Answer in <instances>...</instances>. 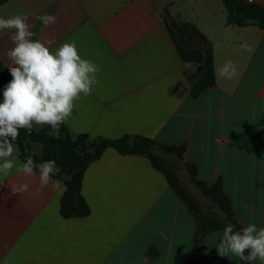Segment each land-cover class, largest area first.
I'll list each match as a JSON object with an SVG mask.
<instances>
[{
    "label": "crops",
    "instance_id": "obj_1",
    "mask_svg": "<svg viewBox=\"0 0 264 264\" xmlns=\"http://www.w3.org/2000/svg\"><path fill=\"white\" fill-rule=\"evenodd\" d=\"M252 1L264 7V0ZM17 14L28 17L31 39L51 41L52 51L75 41L80 56L100 69L93 93L81 95L64 122L72 140L131 136L185 145L183 158L174 156L190 185L169 160L185 187L200 198L186 169L190 163L198 180L221 181L240 225L264 228L262 28L228 23L222 0H0V17ZM44 15L56 23L44 26ZM174 22L197 29L193 47L202 61L183 59L168 29L175 31ZM12 31L0 32L9 81L11 61L4 53L14 47ZM207 43L214 85L193 96L194 80L205 73ZM228 61L236 75L218 77L216 69ZM14 149L11 159L19 166L25 160L16 143ZM38 176L15 167L8 177L0 175V264H185L190 258L195 220L164 169L144 154L105 148L86 167L67 213L64 182L39 197L12 194L21 183L35 189ZM221 238L215 231L202 240L206 264H243L217 254Z\"/></svg>",
    "mask_w": 264,
    "mask_h": 264
},
{
    "label": "clouds",
    "instance_id": "obj_2",
    "mask_svg": "<svg viewBox=\"0 0 264 264\" xmlns=\"http://www.w3.org/2000/svg\"><path fill=\"white\" fill-rule=\"evenodd\" d=\"M39 19L44 26L56 23V17L51 15ZM27 20L23 14L0 17V32L14 30L9 35L14 47L4 53L11 61L7 68L12 79L5 86L0 102V175L8 177L14 167L26 177L36 176L38 171L39 184L35 189L21 183L13 185L11 192L39 197L49 186L62 187L68 177L64 174L54 179L60 174L56 162L36 163L33 155L16 166L11 157L19 130L31 133L34 125H48L50 134L58 136L61 125L72 115L75 101L81 95L87 97L93 93L100 69L95 62L80 56L75 41L61 43L52 51L51 41L31 39L34 33L29 30ZM236 72L231 61L216 69L217 76L226 79H232ZM216 250L222 258L231 254L247 264L257 260L264 264V228L247 224L236 231L229 224L224 227Z\"/></svg>",
    "mask_w": 264,
    "mask_h": 264
},
{
    "label": "trees",
    "instance_id": "obj_3",
    "mask_svg": "<svg viewBox=\"0 0 264 264\" xmlns=\"http://www.w3.org/2000/svg\"><path fill=\"white\" fill-rule=\"evenodd\" d=\"M222 2L226 6L228 12V23L240 27L258 25L264 30V7L260 4L256 2H247L245 0H222ZM172 26L175 28V31H173L171 26H168V29L183 59L185 61H202L203 55L199 50L192 48L194 53L193 57H188V55L184 52L185 48L189 50V48L193 46V36L198 33L197 29L177 22H174ZM207 45L208 49L206 51L205 73L198 80H194L192 88L193 96L200 95L206 88L214 85L212 51L210 44L207 43ZM0 77L4 86H6L9 82L8 73L1 62ZM41 133L42 132L34 129L31 133H28L25 129L19 130V136L14 143L19 146L21 156L24 160H26L28 155H33V159L36 163H42L50 159V143L46 139L41 140V143L43 144L42 156L34 155L32 153V144L33 141L36 140L35 136ZM60 134L63 136V144L66 146L67 163L71 164L72 160L76 159H78L80 163V171L77 178V191L80 188L81 179L86 167L92 161L98 159L105 148L110 147L115 148L118 151L130 150L142 153L150 159L156 168L164 169L172 190L185 204L196 224L194 245L190 258L185 264H206L208 256L203 253L201 243L208 234L215 231H223L224 227L229 224L234 225L236 231L243 228V226L240 225L235 218L232 203L230 198L224 192L221 181L209 184L198 180L196 177L195 165L186 163V169L189 172L191 181L198 188V190L212 202V205L209 208L204 209L200 200L182 184L178 174L170 162L167 159L158 156L156 153V150H158L175 154L178 158L182 159L183 153L186 150L185 145H170L160 143L155 140L141 141L134 139L131 136H126L120 140H104L100 142H90L85 139L72 140L70 138L69 130L64 123L60 127ZM66 171L67 167H62L60 169V174L54 178L60 179ZM66 185L68 189L63 199L64 213L71 211L72 195L75 193V191H73L68 184ZM242 263L247 264V262L244 261H242ZM254 264L256 263L254 262Z\"/></svg>",
    "mask_w": 264,
    "mask_h": 264
},
{
    "label": "rangeland",
    "instance_id": "obj_4",
    "mask_svg": "<svg viewBox=\"0 0 264 264\" xmlns=\"http://www.w3.org/2000/svg\"><path fill=\"white\" fill-rule=\"evenodd\" d=\"M194 37V36H193ZM194 47L191 46L189 48V50L187 48L184 49V52L186 55H188V57H193L194 53H193V49ZM197 80V79H196ZM5 87L4 83L2 82V79L0 77V89ZM35 130V129H34ZM42 132L41 134H38L36 137V140L33 141V147H32V153L34 155H38V156H42L43 154V144L41 143V140L46 139L49 143H50V159L49 160H54L56 162V165L61 169L62 167H67V171L65 174H67V179L64 180L65 184H68L73 191H77V187H78V182H77V178L79 175V171H80V163L79 160H72L71 164L67 163V151H66V146L63 144V136L60 134L59 135H54V134H50L51 133V129H47V130H37ZM141 143H145V142H141ZM156 153L158 156L167 159L168 161H172L175 164L176 170L179 169V173L182 174V170L183 168L179 166L180 161H178L174 154L171 153H166V152H162V151H158L156 150ZM182 169V170H180ZM185 177V181H188V184L190 185L189 182V178L187 175L182 174ZM181 179V182L184 186H188L186 184V182ZM188 188V187H187ZM201 193V192H200ZM202 194V193H201ZM200 194V200L202 201V204L204 207L209 206L212 204V202L205 197L203 194Z\"/></svg>",
    "mask_w": 264,
    "mask_h": 264
},
{
    "label": "water",
    "instance_id": "obj_5",
    "mask_svg": "<svg viewBox=\"0 0 264 264\" xmlns=\"http://www.w3.org/2000/svg\"><path fill=\"white\" fill-rule=\"evenodd\" d=\"M4 88L5 87H3V88L0 89V102L3 101V91H4ZM33 129H35V130H47V129H49V126L48 125H34V128Z\"/></svg>",
    "mask_w": 264,
    "mask_h": 264
},
{
    "label": "built area",
    "instance_id": "obj_6",
    "mask_svg": "<svg viewBox=\"0 0 264 264\" xmlns=\"http://www.w3.org/2000/svg\"><path fill=\"white\" fill-rule=\"evenodd\" d=\"M245 1H247V2H253L252 0H245Z\"/></svg>",
    "mask_w": 264,
    "mask_h": 264
}]
</instances>
